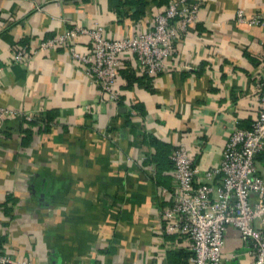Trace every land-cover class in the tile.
I'll use <instances>...</instances> for the list:
<instances>
[{"label":"crops","instance_id":"crops-1","mask_svg":"<svg viewBox=\"0 0 264 264\" xmlns=\"http://www.w3.org/2000/svg\"><path fill=\"white\" fill-rule=\"evenodd\" d=\"M165 3L0 0V105L33 115H7L1 125L4 264L185 259L187 241L162 231L160 185L172 183L165 161L182 141L194 155L195 179H204L232 128L256 115L264 26L236 20L235 10L264 9V0H202L194 21L174 38L165 70L146 74L123 55L117 101L98 92L69 50L37 48L40 38L72 24H100L105 36H128L138 25L148 27ZM73 43L84 50L88 36L78 34ZM19 45L28 52L11 61ZM255 164L264 170V147ZM221 253L223 264H252L232 224L223 231Z\"/></svg>","mask_w":264,"mask_h":264},{"label":"built area","instance_id":"built-area-1","mask_svg":"<svg viewBox=\"0 0 264 264\" xmlns=\"http://www.w3.org/2000/svg\"><path fill=\"white\" fill-rule=\"evenodd\" d=\"M201 3L202 0H166L148 27L138 25L130 35L123 37L105 36L100 24H72L40 38L37 48L69 50L98 92L117 101L119 95L114 82L123 55H131L146 74L165 70L174 38L194 21ZM235 19L264 26V9L246 14L242 8H237ZM78 34L88 36V45L81 51L73 43ZM27 52L25 45H19L12 51L10 60H22ZM261 83L256 115L247 126L232 128L218 163L205 170L204 179H195L194 155L184 142L171 149L172 183L160 185L165 198L160 218L163 233H174L187 241V254L184 260L169 264H223L221 247L228 224L238 228L252 264H264V170L259 171L255 164L256 153L264 147V79ZM11 114H21L26 120L33 117L31 112L0 105V136L2 120ZM250 194H255L254 201L249 199ZM8 259L0 252V264Z\"/></svg>","mask_w":264,"mask_h":264},{"label":"trees","instance_id":"trees-1","mask_svg":"<svg viewBox=\"0 0 264 264\" xmlns=\"http://www.w3.org/2000/svg\"><path fill=\"white\" fill-rule=\"evenodd\" d=\"M123 74H124V76H126V77H128L130 80H131V77H132V75L131 74H129V72H128V70H125V69H123ZM125 72H127V74L125 73ZM171 151V150H170ZM170 151H169V153H170ZM259 152V151H258ZM169 153H168V155H167V159H166V165H171V159H170V157H169ZM154 163H155V165H156V163L158 164L159 162L158 161H156V159L154 160ZM166 185H168V184H166ZM169 186V185H168Z\"/></svg>","mask_w":264,"mask_h":264}]
</instances>
